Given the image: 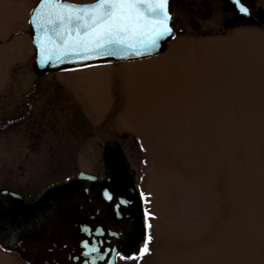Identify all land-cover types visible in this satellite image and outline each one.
<instances>
[{"label":"rangeland","instance_id":"1","mask_svg":"<svg viewBox=\"0 0 264 264\" xmlns=\"http://www.w3.org/2000/svg\"><path fill=\"white\" fill-rule=\"evenodd\" d=\"M37 1L0 0V120L35 84L31 97H61L81 122L0 124V189L33 198L80 170L104 175V144L118 140L145 194L151 240L118 264H264V24L227 28L225 10L209 21L208 10L175 9V37L158 56L39 76ZM75 124L89 129L78 143L68 140ZM0 264L26 263L0 246Z\"/></svg>","mask_w":264,"mask_h":264},{"label":"water","instance_id":"2","mask_svg":"<svg viewBox=\"0 0 264 264\" xmlns=\"http://www.w3.org/2000/svg\"><path fill=\"white\" fill-rule=\"evenodd\" d=\"M255 14L264 23L263 7ZM253 15L252 11L249 16L240 14L248 24H256L258 19ZM30 20L35 50L33 70L37 75L149 58L164 52L175 34L174 29L172 36L158 49L141 56H93L81 62L41 67L37 63L35 30ZM103 159L104 175L82 170L48 185L33 198L10 188H1L0 243L17 250L30 264H85V261L91 264V257L83 254V240L96 241L101 253L108 250V256L98 260L97 264H118L120 253L138 250L146 235L144 194L119 141L113 139L105 143ZM105 191L111 193V200L104 198ZM85 225L93 229L92 235L81 230ZM95 229H102L103 235L97 236Z\"/></svg>","mask_w":264,"mask_h":264},{"label":"snow or ice","instance_id":"3","mask_svg":"<svg viewBox=\"0 0 264 264\" xmlns=\"http://www.w3.org/2000/svg\"><path fill=\"white\" fill-rule=\"evenodd\" d=\"M229 2L239 14L251 15L245 0ZM169 5L170 0H94L89 4L39 0L30 20L35 30L37 63L44 67L81 62L93 56L127 58L151 53L174 32ZM104 198L111 200V193L105 191ZM81 230L93 233L86 225ZM95 233L103 235V230L95 229ZM82 245L91 264L109 254L108 250L101 253L96 241L83 240Z\"/></svg>","mask_w":264,"mask_h":264},{"label":"flooded vegetation","instance_id":"4","mask_svg":"<svg viewBox=\"0 0 264 264\" xmlns=\"http://www.w3.org/2000/svg\"><path fill=\"white\" fill-rule=\"evenodd\" d=\"M70 1L77 2V3H92V2H94V0H70ZM245 3L249 6V8H251V11L254 13L253 17L258 19L255 12L258 11V9L260 7H263V6L251 5V3L248 0H245ZM170 8L172 10V13L174 12L173 10H175V9H189V10H195V11L208 10L210 12V15L215 14V16L220 15L221 10H225V11L230 12L232 14L231 19H226L225 26L227 28L228 27H237L240 25H250L241 19L240 14L237 11H235L234 5L231 4L229 2V0H171L170 1ZM173 20H174V13H173ZM222 20H224L222 17L220 20H218V17L216 16L215 20L210 19L209 21H222ZM191 21L195 27H200V25L195 22V21H199V20L192 19ZM179 30H180V28H179ZM185 31H186L185 29H182V30H180V33L183 34V33H185ZM174 37H175V35L172 38H174ZM35 86H36L35 84H32L31 88L28 89L29 91H27V93H26V96H28L30 98L25 97V99H22V101H20V102L18 101L17 103L13 104L14 105L13 109H11L13 113H12L11 117L9 118V120H0V124L7 123L6 124L7 126L9 125V127H12L16 124L26 122L29 125V129H31V128L37 126L38 122H40L41 120H45L47 117H50V118L62 117V119H71L72 121H74L73 118H76L81 122V116H80L81 113L75 107V105L73 103H69L67 101L63 102V99L61 97L50 98V101L49 100L46 101V99H44V100L42 99L40 101V98L31 97V91L35 89ZM29 93H30V95H29ZM37 95H38V93H37ZM82 121H83V119H82ZM84 125H85V123H84ZM72 128L74 129L73 130L74 134L76 132L78 134L76 133L73 136V134L70 133L69 134L70 136H68V140L75 138L76 143H78L79 140L81 139L80 135L83 134L84 132H88V130H89V129H81L80 126L76 125V124H75V126L73 125ZM77 128H79L81 130L80 131L75 130ZM71 136H73V137H71ZM35 137L37 139H39L38 138L39 135L36 134ZM54 138H55V140L64 139L63 136H61V135L54 136ZM66 138H67V136H66ZM44 143L45 142L42 139V142L40 144L41 147H39V149L42 150V148H43L44 150H46L48 148L46 145H44ZM36 147H34V149H36ZM18 191L20 192V190H18ZM0 246H2L3 249H5V250L12 252V253H16L20 256V254L17 251L9 249L7 247H4L2 244H0ZM20 259L24 263L29 264L22 256H20Z\"/></svg>","mask_w":264,"mask_h":264},{"label":"bare ground","instance_id":"5","mask_svg":"<svg viewBox=\"0 0 264 264\" xmlns=\"http://www.w3.org/2000/svg\"><path fill=\"white\" fill-rule=\"evenodd\" d=\"M171 1V0H170ZM171 9V8H170ZM143 59H145V58H143ZM131 61H134V60H131ZM137 61V60H136ZM126 62H129V61H126ZM15 251H17V250H15ZM18 252V251H17ZM19 253V252H18Z\"/></svg>","mask_w":264,"mask_h":264},{"label":"trees","instance_id":"6","mask_svg":"<svg viewBox=\"0 0 264 264\" xmlns=\"http://www.w3.org/2000/svg\"><path fill=\"white\" fill-rule=\"evenodd\" d=\"M150 241H151V240H149V242H148V243H150Z\"/></svg>","mask_w":264,"mask_h":264}]
</instances>
